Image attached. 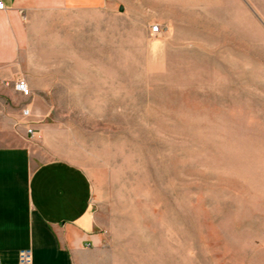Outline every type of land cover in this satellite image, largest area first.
<instances>
[{
    "label": "rangeland",
    "instance_id": "374dc122",
    "mask_svg": "<svg viewBox=\"0 0 264 264\" xmlns=\"http://www.w3.org/2000/svg\"><path fill=\"white\" fill-rule=\"evenodd\" d=\"M52 20L35 142L91 180L93 264H264V0H108Z\"/></svg>",
    "mask_w": 264,
    "mask_h": 264
},
{
    "label": "crops",
    "instance_id": "0c3cea01",
    "mask_svg": "<svg viewBox=\"0 0 264 264\" xmlns=\"http://www.w3.org/2000/svg\"><path fill=\"white\" fill-rule=\"evenodd\" d=\"M1 1L0 264H18V251L26 247L34 264H93L106 236L92 204V183L81 167L51 157L35 142L51 107L35 91L46 85L32 74L44 72L34 58L42 56L36 49L46 23L60 14L101 10L108 0ZM21 79L28 92L16 89Z\"/></svg>",
    "mask_w": 264,
    "mask_h": 264
},
{
    "label": "built area",
    "instance_id": "2783aa9c",
    "mask_svg": "<svg viewBox=\"0 0 264 264\" xmlns=\"http://www.w3.org/2000/svg\"><path fill=\"white\" fill-rule=\"evenodd\" d=\"M5 8V4L0 0V10ZM160 33L159 26H154L151 29L152 35H157ZM17 90L22 92H28L27 83L24 79L19 80L15 85ZM28 132L31 136H34V130L32 128L28 129ZM18 264H34V253L33 250L29 247L21 248L18 251Z\"/></svg>",
    "mask_w": 264,
    "mask_h": 264
}]
</instances>
